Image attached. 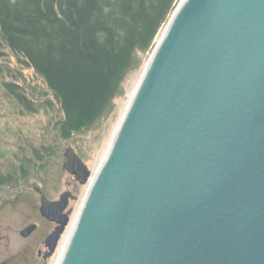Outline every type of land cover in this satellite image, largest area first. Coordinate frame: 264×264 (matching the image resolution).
<instances>
[{
  "label": "water",
  "instance_id": "95a60500",
  "mask_svg": "<svg viewBox=\"0 0 264 264\" xmlns=\"http://www.w3.org/2000/svg\"><path fill=\"white\" fill-rule=\"evenodd\" d=\"M65 167L59 264H264V0H180L94 173ZM72 198L41 201L48 255Z\"/></svg>",
  "mask_w": 264,
  "mask_h": 264
},
{
  "label": "trees",
  "instance_id": "16d2710c",
  "mask_svg": "<svg viewBox=\"0 0 264 264\" xmlns=\"http://www.w3.org/2000/svg\"><path fill=\"white\" fill-rule=\"evenodd\" d=\"M177 2L0 0V102L12 105L7 114L42 112L46 135L57 141L87 128L123 96L127 76ZM45 143L27 149L15 175L53 153Z\"/></svg>",
  "mask_w": 264,
  "mask_h": 264
},
{
  "label": "rangeland",
  "instance_id": "374dc122",
  "mask_svg": "<svg viewBox=\"0 0 264 264\" xmlns=\"http://www.w3.org/2000/svg\"><path fill=\"white\" fill-rule=\"evenodd\" d=\"M164 28L156 37L154 46ZM153 48L142 58L139 68L127 76L123 96L115 100L102 117L67 139L57 141L46 135L43 129L46 117L42 112L31 116L8 115L12 105L0 102V263L43 264L37 252L45 251L43 241L52 231L53 224L40 214L42 199L57 201L62 193H71L73 198L69 200L66 212H69V222L74 220L87 184H80L67 170V155L72 153L82 161L90 174L94 173ZM24 73L29 76L31 72L25 70ZM39 141L52 146L53 153L29 167L28 174L20 175L19 162L28 159L30 154L27 151ZM16 168L18 176L14 172ZM70 223L65 227L52 257L45 264H56L64 238L68 236ZM29 224H37L38 228L24 239L19 232Z\"/></svg>",
  "mask_w": 264,
  "mask_h": 264
},
{
  "label": "flooded vegetation",
  "instance_id": "af4514ba",
  "mask_svg": "<svg viewBox=\"0 0 264 264\" xmlns=\"http://www.w3.org/2000/svg\"><path fill=\"white\" fill-rule=\"evenodd\" d=\"M68 212V211H67ZM64 213V212H63ZM66 213V212H65ZM41 214V216H42V218H44L46 221H48L49 223H52L53 224V229H52V231L50 232V233H52L53 231H55L60 225L58 224V223H56V222H54L53 220H54V213L53 212H50V213H46V214H42V213H40ZM68 217H69V214H68ZM30 225H35L36 226V229L38 228V225L37 224H29L28 226H30ZM27 226V227H28ZM27 227H25V228H27ZM24 228V229H25ZM23 229V230H24ZM35 229V230H36ZM34 230V231H35ZM22 231V230H21ZM21 231L19 232V235H20V233H21ZM33 231V232H34ZM33 232L31 233V234H29L27 237H23L24 239H26V238H28V237H30L32 234H33ZM49 233V234H50ZM49 234H47L46 236H45V238L49 235ZM45 238H44V240H45ZM43 246H44V241H43ZM44 248H45V246H44ZM52 257V254L51 255H48V253H47V250H46V248H45V251L43 252V253H41L40 251L39 252H37V257H39L40 258V260H41V262H43V264H45L46 262H47V260L48 259H50L51 257ZM0 264H6V263H0Z\"/></svg>",
  "mask_w": 264,
  "mask_h": 264
},
{
  "label": "bare ground",
  "instance_id": "6f19581e",
  "mask_svg": "<svg viewBox=\"0 0 264 264\" xmlns=\"http://www.w3.org/2000/svg\"><path fill=\"white\" fill-rule=\"evenodd\" d=\"M68 240H69V237L66 236V237L64 238V244H66V245H64V248H62V251L59 253V255H58V259H59V258H60V259H59V260L57 259L58 262L56 261V264H59V263H60V261H61V259H62V256H63V253H64V251H65V248H66V246H67V243H68L67 241H68ZM66 242H67V243H66Z\"/></svg>",
  "mask_w": 264,
  "mask_h": 264
}]
</instances>
